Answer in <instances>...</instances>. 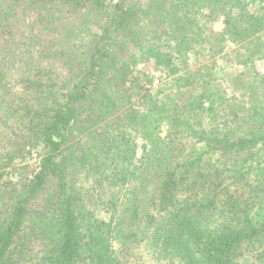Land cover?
<instances>
[{
    "label": "trees",
    "instance_id": "obj_1",
    "mask_svg": "<svg viewBox=\"0 0 264 264\" xmlns=\"http://www.w3.org/2000/svg\"><path fill=\"white\" fill-rule=\"evenodd\" d=\"M260 60L264 0H0V264H264Z\"/></svg>",
    "mask_w": 264,
    "mask_h": 264
},
{
    "label": "rangeland",
    "instance_id": "obj_2",
    "mask_svg": "<svg viewBox=\"0 0 264 264\" xmlns=\"http://www.w3.org/2000/svg\"><path fill=\"white\" fill-rule=\"evenodd\" d=\"M258 66H259V68L261 69V70H264V60H260L259 62H258ZM146 67V66H145ZM158 81L159 80H154V82H153V84H157L158 83Z\"/></svg>",
    "mask_w": 264,
    "mask_h": 264
}]
</instances>
